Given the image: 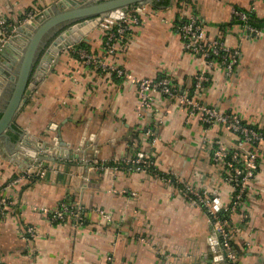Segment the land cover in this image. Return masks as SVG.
<instances>
[{"label":"crops","instance_id":"1","mask_svg":"<svg viewBox=\"0 0 264 264\" xmlns=\"http://www.w3.org/2000/svg\"><path fill=\"white\" fill-rule=\"evenodd\" d=\"M56 1L0 0V17L14 34L12 26L23 24L29 12ZM158 1L126 10L140 12L141 22L114 52L106 48L104 21L82 46L136 78L168 76L180 91L193 90L195 76L204 72L210 81L197 93L201 103L264 131V0ZM233 8L250 12L261 32L247 34L233 20ZM191 16L210 38L239 52L232 74L186 49L174 24ZM4 41L0 28V46ZM50 65L14 122L26 140L41 143L43 157L20 153L11 161L0 154V195L10 202L0 213V264H264V143L247 195L226 218V249L220 236L212 238L205 209L181 187L187 182L207 190L218 207L233 203L232 186L212 151L216 140L234 148L235 132L203 123L179 98L159 90H150L148 104L139 106L137 84L87 64L70 46ZM59 130L77 148L57 147ZM65 149L71 158L57 155ZM137 158L151 163L137 169L131 163ZM25 168L35 173L14 182ZM62 203L81 205L84 223L51 218ZM27 226L37 231L34 240L24 238Z\"/></svg>","mask_w":264,"mask_h":264},{"label":"built area","instance_id":"2","mask_svg":"<svg viewBox=\"0 0 264 264\" xmlns=\"http://www.w3.org/2000/svg\"><path fill=\"white\" fill-rule=\"evenodd\" d=\"M140 13V12H139ZM35 13L29 12V18L25 19L23 23L29 20ZM233 20L247 32L249 35H258L261 29L257 26L250 24V15L247 11L240 8H233ZM141 18L139 14L131 11L125 12L122 18L114 19L110 22H105V44L107 51L112 53L117 48V43L123 39L131 30L133 25L139 24ZM183 38L184 45L187 50L201 53L208 65L212 66L215 61H219L225 68L228 75L233 73L234 67L238 61L239 52L227 46L222 40L210 38L205 32L204 27L194 16L187 19L180 20L174 24ZM16 26H12V31ZM1 31H9L7 21L0 17ZM4 32V33H6ZM12 34L9 33L7 38ZM6 38V39H7ZM72 47L80 59L84 60L87 64L95 65L103 70L114 71L117 75L127 77L131 82L139 87L140 100L139 106H146L149 101V92L152 89L159 90L165 95L179 98L181 104L185 106L191 114H196L198 118L205 124H221L228 130L235 132L237 135L236 146L228 149L221 144L220 140L215 141V147L212 151L213 161L219 163L224 168L223 178L229 182L233 189L234 201L227 207L219 206L218 200L212 196L207 190H197L187 182H183L181 190L190 196L192 200L202 206L212 224L213 237L218 239L221 237V244L230 249L229 233L226 229L228 221L225 217L218 214V210L223 208L228 215L233 213L241 201L248 193L251 187V182L255 178L258 169V157L260 152V144L264 143V131L252 127L241 120L236 115L225 113L215 106H210L201 103L197 99V93L203 89L205 84L210 81V77L201 72L195 76L193 90L180 91L173 80L168 76H163L158 80H149L136 78L122 68L108 64L104 58L89 52L85 47L75 44ZM135 168L142 169L144 166H149L150 161L147 159H133L131 161ZM102 168H105L102 165ZM34 174L33 169H27L21 172L13 181L17 182L20 179L27 178ZM40 173V170L37 171ZM43 173V172H42ZM41 173V174H42ZM174 175H169L167 180H172ZM10 202L0 195V213L6 211ZM104 219L109 216L104 211L99 210ZM51 218L61 221H69L74 224H83L85 221L84 211L79 204L70 205L62 203L55 209ZM25 239H35L37 231L32 226H27L23 232ZM229 256L233 259L234 255L229 252Z\"/></svg>","mask_w":264,"mask_h":264},{"label":"water","instance_id":"3","mask_svg":"<svg viewBox=\"0 0 264 264\" xmlns=\"http://www.w3.org/2000/svg\"><path fill=\"white\" fill-rule=\"evenodd\" d=\"M146 1L149 0H57L15 28L14 34L0 46V76L5 81L0 96V154L4 158L14 161L20 153L31 159L43 157L45 151L38 145L41 143L34 145L26 140L14 122L60 52L79 43L103 21L120 19L128 8ZM11 133H17L18 137L13 140ZM53 139L57 147L77 148L78 145L64 141L60 130ZM57 155L72 157L67 149Z\"/></svg>","mask_w":264,"mask_h":264},{"label":"trees","instance_id":"4","mask_svg":"<svg viewBox=\"0 0 264 264\" xmlns=\"http://www.w3.org/2000/svg\"><path fill=\"white\" fill-rule=\"evenodd\" d=\"M169 3V0H159L158 2H157V4H168ZM135 13H137V14H139V16H140V13L136 10V11H134ZM249 13V15H250V19H249V22H250V24H252V25H254V26H257V27H259V28H261L262 27V24L260 23V22H258L254 17H253V15L250 13V12H248ZM127 36V35H126ZM126 36L124 37V38H126ZM124 38L123 39H121V40H124ZM120 40V41H121ZM79 45H85V43L84 42H80L79 43ZM0 116H1V112H0ZM11 137H12V139L13 140H15L17 137H18V135H17V133H11ZM218 214L221 216V217H225V218H227V216H228V214L226 213V211L223 209V208H221V209H219L218 210ZM229 224H227V226H228Z\"/></svg>","mask_w":264,"mask_h":264},{"label":"rangeland","instance_id":"5","mask_svg":"<svg viewBox=\"0 0 264 264\" xmlns=\"http://www.w3.org/2000/svg\"><path fill=\"white\" fill-rule=\"evenodd\" d=\"M32 12H34L35 13V11H32ZM30 16L27 14L26 15V17H24V20L25 19H27V18H29ZM8 30H9V27H8ZM14 31V30H13ZM4 32H6V31H4ZM4 32H2V34L3 35H5V39L7 38V36L9 35V33H11V32H9V31H7L6 33H4ZM2 82V84H0V96L3 94V90L2 89H4V88H2V85H3V83L5 82L4 80H3V78L0 76V83ZM2 102V98H1V100H0V103ZM24 170H27L26 168L24 169Z\"/></svg>","mask_w":264,"mask_h":264}]
</instances>
